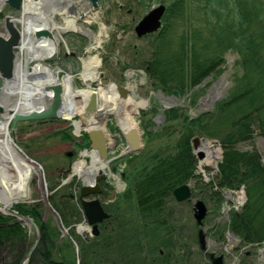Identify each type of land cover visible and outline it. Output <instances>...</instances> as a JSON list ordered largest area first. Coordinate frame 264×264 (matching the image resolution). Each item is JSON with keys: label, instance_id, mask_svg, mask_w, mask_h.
Here are the masks:
<instances>
[{"label": "rangeland", "instance_id": "374dc122", "mask_svg": "<svg viewBox=\"0 0 264 264\" xmlns=\"http://www.w3.org/2000/svg\"><path fill=\"white\" fill-rule=\"evenodd\" d=\"M74 1L79 2V0ZM83 1H86L87 4L79 2L74 5L76 10L69 13L71 16L78 17L77 24L83 31L70 30L61 32L59 35L57 31L48 30L52 34V38L57 35L59 51L56 52L58 57L56 62H46L56 70L60 69V79L67 74L71 75L75 89H90L98 93V85L108 87L113 84L119 90L126 88L130 91L129 93H136L140 99L150 102L147 107L141 109L135 115V121L142 133V148L139 153L123 154L128 148V133L119 126L116 117H109L102 124L107 146L110 150L109 158H112L109 167L115 169L111 171L113 176L116 175L120 179L119 183L118 179L108 174L109 177L105 179L108 185L101 186L105 190V197L102 199L103 205L112 217L110 219L111 227L103 237L104 240L100 241L97 240L98 236H91V231L87 237H83L82 233L85 234V231H81L82 233L78 234L81 241L77 242L71 239L69 241L71 248L66 249V251H75L76 264H84V262L85 264H179L176 257H178V247L182 242L190 244L192 250L195 251V256L191 258L190 262L189 252H186L182 264H208L210 261L212 263L216 262L219 258H222V264H264L262 258L264 257V253H262L264 242L256 246L244 245L241 243V239L232 233L228 227L231 215L234 211H240L247 201L246 189L241 187L236 190H223L222 200L219 202L220 204H217L215 199L212 198L213 195L210 196L211 192L217 190V187H214V189H207L206 187L208 183L218 177L219 164L223 160V149L216 141L198 137L201 141L212 142L219 149V159L217 163L205 165L201 169L200 163L204 161V158L201 159L195 154L198 159L195 177L187 183L194 192L192 198L190 201L181 204L174 199V202L169 204V206H172V215L167 217L166 224L156 226L151 223L152 221H146L143 218V211L136 194V183L137 179L140 178V173H143L144 177L148 176L161 162H168L166 163L168 167L171 165L169 159L177 153L180 130L182 128L185 130V124L182 120L185 118L182 116L197 117L201 113L213 112L217 100L227 97L233 86L232 80L236 75L241 74V68L238 64L239 55L234 51L227 52L225 63L222 65L220 72L214 73L205 79L200 85L187 92L186 96L173 94L172 91L176 88L175 85H169L163 90L156 81L149 77L145 65L149 62L151 54L150 38L145 36V38L139 39L134 30L140 20L151 10L163 5L166 7L167 12L175 0H99L96 9L93 8L89 0ZM0 15L3 19L7 15L16 19L21 18L20 11L11 10L8 5L4 7ZM165 16L166 13L162 19V27L166 25ZM56 19L59 22L64 21L59 16ZM17 27L19 28L20 24ZM0 31L8 37L5 23H1ZM154 37L153 34L151 38ZM98 41L99 47L90 50L93 45L98 46ZM21 45L22 41L16 49L17 61L20 59L25 64L26 62L29 64L36 63L35 58L37 55L32 52L25 57L20 51ZM91 55L99 56L101 65L97 71V81L89 87L85 84L81 73L84 61ZM23 58L24 60H21ZM46 62L43 60V64L46 65ZM214 89L217 91L215 96L217 99L212 106L210 102L204 101V99L208 96L212 97L211 92ZM16 100V96L10 100L11 109L15 107ZM78 103L81 105L82 101L78 99ZM176 108L182 109L184 115L181 114L179 119L166 123V112ZM10 115L12 114H9L8 117ZM73 118L78 122H82V118L78 115L73 116ZM11 122L9 129L12 141L19 145L28 157L41 165L49 192L50 189L57 190L60 183L66 180L65 177H60V171L64 168L62 163L67 153H72V156L69 157L71 165L68 167L71 168L70 175L74 172L75 163L80 159L86 160L90 165L91 157L83 155L85 150L91 152L92 149L81 150L77 143L74 144L75 141L79 142L85 139L83 143L85 148L91 128L86 127L87 121L79 134L76 133L74 121L62 117L45 123L41 121L20 122L15 129H12ZM169 125H172L173 129ZM67 134L71 138L69 140L68 138L63 139ZM254 137L253 142L241 144L239 149L243 151L256 149L261 161L264 163V146L260 142L261 136L256 134ZM192 144L194 145V143ZM113 157L117 158L113 160ZM45 167H48V170ZM172 171H174V168ZM197 176L201 177L198 178ZM160 180L158 182H161ZM82 181L78 175L73 177L69 184L73 182L74 185H64L62 188L63 193L68 194L71 192L78 196ZM30 188L32 191L30 200L20 204L30 206L32 205L31 200L37 201V203L42 202L45 209L44 213L47 216L46 219L59 224L57 214L53 213L49 205L43 202L44 194L41 178L35 176ZM230 194L234 197H230ZM73 200L77 203L75 198ZM198 201H204L208 208L207 217L200 225L194 218V206ZM164 209L168 210V207L165 206ZM13 211L18 212L15 209ZM70 211L67 210V214H70ZM0 214L2 215L1 211ZM72 218L73 223L78 221L75 216L69 217L70 220ZM84 219L80 220L78 224L88 226ZM20 223L29 233L33 232L35 237L38 235L37 231L31 228L30 225ZM47 227L49 231L57 232L53 224ZM214 227L223 231L221 239L213 235L217 232V230H213ZM100 229L102 230V226ZM61 230L66 234L65 229L62 228ZM73 231H75V228ZM114 232L117 234L119 242L117 243L116 240L115 243H112L115 244V250H107L110 247ZM200 232L205 235L203 255L200 254L201 250L198 242ZM71 236L75 235L71 233ZM36 239L31 238L29 245ZM107 239H110L109 244H107ZM169 241H172V244H169ZM10 242L8 240V242L2 243L0 253L5 251ZM123 244L124 248L122 247ZM93 245L96 247V251ZM161 245L165 246L156 250ZM20 246L21 242L17 241L11 247V250L16 254L19 251L26 250L23 245L19 249ZM158 250L161 252L160 254H158ZM7 252L11 255L8 250ZM167 254L172 256L169 261L163 258ZM198 254L205 260L201 261V258L197 257ZM3 257L4 255H2Z\"/></svg>", "mask_w": 264, "mask_h": 264}, {"label": "trees", "instance_id": "16d2710c", "mask_svg": "<svg viewBox=\"0 0 264 264\" xmlns=\"http://www.w3.org/2000/svg\"><path fill=\"white\" fill-rule=\"evenodd\" d=\"M165 19L166 25L154 34V38H151L153 34L148 35L151 54L145 65L149 77L163 90L175 85L172 93L186 96L205 79L220 72L229 51L239 55L241 74L234 77L227 97L215 104L213 112L201 113L197 117L185 116L180 108L166 112V123L179 119L183 114L185 130L181 127L177 153L169 159L172 167L166 166L168 162H161L148 176L140 173L137 179L136 194L143 218L156 226L167 223V217L172 215L169 204L174 202V190L195 177L198 159L193 152V140L205 138L216 141L223 149L219 175L206 186L207 189L217 187L210 196L213 195L215 203L220 204L223 190L244 187L247 201L240 211L231 215L228 227L242 244L261 245L264 242V163L256 149L243 151L239 146L253 142L256 134L264 138V0H175L168 8ZM169 126L172 128V125ZM65 138L71 137L67 134ZM89 145L88 140L85 147ZM63 159V167L69 166V158ZM45 169L48 170V167ZM68 185L73 186L74 183ZM51 204L68 224L71 223L70 216L82 219L83 213L66 195L55 193ZM165 206L168 210L164 209ZM14 209L32 218L41 230L40 244L29 264H76L75 251H66L71 248L68 238L59 244L61 231L57 223L45 218L42 202L30 206L15 205ZM67 210H71L70 214ZM50 223L56 228V233L49 231L47 226H51ZM110 227L106 226L97 240H104ZM213 230H217L214 236L223 237L222 230L217 227ZM72 233L80 242V236L74 231ZM31 238H35L33 232L29 233L17 220L0 214V246L8 240L12 242L0 253V264H19L25 251L34 243L29 245ZM116 240L118 243L114 232L107 250H115L112 243ZM17 241L26 250L16 254L11 247ZM109 242L110 239H107V244ZM168 243L172 244V241ZM163 246H158L156 250ZM186 252H189L190 262L195 251L190 244L181 242L176 257L179 264H182ZM200 254L203 255L201 251ZM2 255L6 263H3ZM197 257L201 258L199 254ZM163 258L169 261L172 256L167 254Z\"/></svg>", "mask_w": 264, "mask_h": 264}, {"label": "bare ground", "instance_id": "6f19581e", "mask_svg": "<svg viewBox=\"0 0 264 264\" xmlns=\"http://www.w3.org/2000/svg\"><path fill=\"white\" fill-rule=\"evenodd\" d=\"M79 2L87 4L83 0H79ZM79 2L74 0H24V4L20 10L21 18L16 19L9 16V19L16 26L20 24L19 31L22 38L20 51L22 55L27 57V55L34 52L37 55L35 58L37 64L32 68H28L29 63L27 62L25 64L20 59L15 62V77L13 83H9V86H12L6 89L1 96L3 98V101H0L1 105H4L7 111L10 110L11 107L8 103L16 96V105L13 108L15 114L28 113L32 110L42 111L48 108L55 99V94L52 91L46 92L44 87L60 84L64 90L62 96L63 103L60 108L61 115L66 119L74 121L77 134L82 130L86 121V126L91 127V131H96L97 129H102V124L109 117L114 116L123 131L127 133L130 130L136 132V135L142 139V133L135 121V115L141 109L147 107L150 101L140 99L136 93H129L130 91L126 88L119 90L113 84L108 87L98 85V93L90 89H75L71 75L67 74L60 79V69L56 70L47 64H43V60L45 62L48 56L56 52L58 53V38L56 35L52 39L46 38L38 43L35 40L34 32L42 29H51L57 31L60 35L61 32L70 30L76 32L83 31L77 24L78 17L69 15V13H72L71 10H74V5ZM5 5H7V0H0V10ZM57 16L61 17L64 21L59 22L56 19ZM97 44L98 46L93 45L90 50L98 48L99 41ZM15 55L18 59V54ZM21 60H24V58ZM100 65L99 56L91 55L84 61L81 76L87 86L91 87L97 81V71ZM130 86L133 88L132 85ZM216 94L217 91L214 89L212 97L216 96ZM212 97L208 98V102L211 103ZM78 99L82 101L81 105H79ZM7 114L8 112L5 113L8 117ZM75 115L80 116L82 122L76 121L73 118ZM12 116L10 115L8 120L0 123V208L2 210L6 208H10L11 210L15 205L20 206V203L30 200L32 193L30 184L35 176L41 178L39 167L27 160L23 154V149L15 144L10 137L9 126ZM196 150L197 155L201 153L204 156V161L200 163L201 169L205 165L217 163L220 156L219 149L210 141H200ZM127 151L128 148L123 154H126ZM83 156L91 157L90 165H88L86 160L81 159L75 163L74 173L80 176L86 184H92L99 173H107L109 163L103 160L96 152L84 153ZM116 158L113 157V160ZM109 173V175L113 176L111 172ZM113 177L118 179L120 183L118 176L114 175ZM80 231H89V229L81 227Z\"/></svg>", "mask_w": 264, "mask_h": 264}, {"label": "water", "instance_id": "95a60500", "mask_svg": "<svg viewBox=\"0 0 264 264\" xmlns=\"http://www.w3.org/2000/svg\"><path fill=\"white\" fill-rule=\"evenodd\" d=\"M94 7H98V1L99 0H90ZM7 3L14 9L20 10L24 4V0H7ZM166 13V7L163 5H160L159 7L153 9L149 12L145 17L141 19V21L138 23V25L135 27V33L138 38H142L149 34H154L158 32L162 27V19ZM5 27L8 32V37H4L0 32V94L4 93L6 89L9 87V83H13V79L15 77V62L17 61V56L15 55V49L18 47L19 43L21 42V33L19 29L16 27V25L9 19V16L5 19ZM46 38H52V34L47 30H37L35 31V40L37 42H40L43 39ZM57 55H54L52 57H48L46 59L47 62H55L57 60ZM34 66V63L30 64V67L32 68ZM224 81V79H222ZM44 90L46 92L52 91L55 94V99L52 104L49 105L48 108H45L42 111H36L32 110L28 113H16L13 111V109L6 110L4 106L0 104V123L5 122L9 119L5 115V113L8 112L7 115L12 114V128L15 129L19 122H27V121H45V120H54L59 119L62 117L60 108L63 103V86L60 84L57 85H47L44 87ZM212 93V92H211ZM95 95V94H94ZM95 98V97H93ZM209 96L204 99V101H209ZM216 97H212L211 104L214 105L216 102ZM94 100V99H93ZM9 102V106H10ZM12 105V104H11ZM87 127V126H86ZM89 138L91 141V147L92 151H95L103 160L108 159V150H107V139L105 136V133L102 129H97L96 131H89ZM201 139L196 138L194 139V153H196V149L199 146ZM261 144H264V138H260ZM127 143H128V151L126 154H135L141 152V144L142 139H140V136L136 135V132H132L131 130L127 134ZM21 153H23L21 151ZM25 156L26 154L23 153ZM22 154V155H23ZM198 157L203 159V154L199 153ZM27 160H29L31 163L37 164L34 160L27 157ZM39 168H41L39 166ZM105 172H101L100 175H97L91 185L83 183L81 193H80V200H81V206L83 209V212L85 214L86 221L88 225L91 227L92 235L98 236L100 234L99 225L103 223L106 219L109 218V215L104 210V207L101 203V201L97 199H87L88 197L92 195H99L102 193V189L99 185V182L104 180L106 177ZM72 177H69L68 180H70ZM67 180V181H68ZM67 181H64L66 183ZM41 183L44 188V199L48 202L49 201V195L47 193V188L45 184V179L42 175ZM193 195V191L189 184H184L177 189L174 190L173 196L176 199L178 203H183L188 200H191ZM26 203V202H24ZM0 211L6 215L15 218L17 221L22 222L26 225H31L38 233L37 239L33 246L25 253L24 257L22 258L20 264H27L30 258L32 257L34 251L39 245L40 242V228L37 225V223L26 216H23L19 214L18 212L13 211L10 208H6L5 210H2L0 208ZM208 214V208L204 201H198L194 206V218L197 221V223L200 225L203 223V220L207 217ZM90 233L83 234V237L89 236ZM198 242L200 245V248L202 250H205V235L203 232H200L198 236ZM222 258H219L215 264H222Z\"/></svg>", "mask_w": 264, "mask_h": 264}, {"label": "flooded vegetation", "instance_id": "af4514ba", "mask_svg": "<svg viewBox=\"0 0 264 264\" xmlns=\"http://www.w3.org/2000/svg\"><path fill=\"white\" fill-rule=\"evenodd\" d=\"M4 93H1L0 94V101L2 102L3 101V98H1V96L3 95ZM48 120H46V121H43L42 123H45V122H47ZM13 129V128H12ZM69 140V139H68ZM89 140V143H90V145L88 146V147H83V141H84V139L82 140V141H79V142H77V141H75V143L74 144H76L77 143V145L81 148V150H85V149H92V147H91V142H90V138L88 139ZM107 148H108V146H107ZM91 152H93L92 150H91ZM91 152H89L88 150H85L84 151V153H91ZM110 152V150L108 149V153ZM110 155V154H109ZM72 156V153H67V156H65L66 158H69V157H71ZM85 157H87V156H85ZM69 160H71L70 158H69ZM81 160V159H80ZM105 161H107L108 163H109V165H110V163H111V159L109 158V156H108V159L107 160H105ZM91 162V161H90ZM70 164H69V166L71 165V161L69 162ZM69 166H65L63 169H61V171H60V177H64V175H67V177H65L66 178V180H64V181H67L68 180V178L69 177H75V176H77V174H75L74 172H73V174L72 175H70V173H71V168L69 169L68 167ZM112 168H110L109 167V169H108V171H107V173H105L106 174V178H108L109 177V175L108 174H110L109 172H111V171H113V170H115V169H112ZM59 173V172H58ZM64 173H67V174H64ZM98 175H100V173L98 174ZM71 178V179H72ZM79 178H81L80 176H79ZM105 178V179H106ZM70 179V180H71ZM82 179V178H81ZM105 179L104 180H102L101 182H99V185H100V187L101 186H103V185H108L106 182H105ZM70 180H68L66 183H64V181H62V183H60V185L57 187L58 189L57 190H50V192H49V190H48V184H47V181H46V179H45V184H46V188H47V193H48V195H49V200H50V203H51V198L53 197V195H55V193H59V196H62V195H66V197L68 198H70L73 202H74V200H73V198H75L76 200H77V203L76 202H74V204H75V206L78 208V209H80L81 210V208H82V206H81V200H80V193H81V190H80V193L78 194V196H76V195H74V194H72L71 192L70 193H68V194H66V193H63V191H62V188H63V186L64 185H68L69 184V181ZM83 180V179H82ZM85 181L83 180L82 181V186H83V183H84ZM86 183V182H85ZM102 185H101V184ZM88 185H91V184H88ZM82 186H81V189H82ZM101 189H102V187H101ZM105 197V190H103L102 189V193L101 194H99V195H92V196H90V197H88L87 199H90V200H92V199H99L100 201H101V203L103 204V202H102V199ZM52 205V204H51ZM80 205V206H79ZM52 207H53V205H52ZM103 207H104V210L106 211V213L109 215V218L108 219H106L102 224H100L99 225V230H101L100 228H101V226H102V230L104 229V226H110L111 225V221H110V219L112 218L111 217V215L107 212V209L105 208V206L103 205ZM54 208V207H53ZM55 209V208H54ZM56 210V209H55ZM81 212H82V210H81ZM55 213L57 214V216H58V218L60 219V223L59 224H57L58 225V227H62L63 229H65V231H66V234H67V237L66 238H68V241H70L71 239H74L75 241H77L76 239H75V236H71V233L73 232V230H74V228H75V233L78 235L79 233H80V228L81 227H87V229H89V231H91V228L89 227V226H82V225H80V224H78L79 223V221H80V216H77V217H75V219L76 220H78L77 222H72L73 221V218L71 219V223L70 224H68L67 222H65L64 220H63V217L61 216V214L56 210L55 211ZM24 216V215H23ZM83 218H85L84 216H82V219ZM81 219V220H82ZM70 220V219H69ZM85 221H86V219H84ZM84 221V223H86ZM19 222V221H18ZM20 223V222H19ZM77 223V224H76ZM107 223V225H105ZM71 226H72V228H71ZM30 227L31 228H33L31 225H30ZM68 227V228H67ZM34 229V228H33ZM101 230V231H102ZM105 230V229H104ZM71 231V232H70ZM70 232V233H69ZM100 235V234H99ZM98 235V237L97 238H100L101 237V235L99 236ZM80 236V235H79ZM35 238H37V236L35 237ZM95 238V237H94ZM34 243H35V241H34ZM33 243V244H34ZM40 244V243H39ZM33 246V245H32ZM31 246V247H32ZM30 247V248H31ZM29 248V249H30ZM38 248V247H37ZM37 248H36V250H37ZM36 250L34 251V253L36 252ZM28 251V250H27ZM33 253V254H34ZM25 255V254H24ZM80 255V254H79ZM24 257V256H23ZM32 257H33V255H32ZM22 260V259H21ZM2 261H3V263H4V261H5V256L2 258Z\"/></svg>", "mask_w": 264, "mask_h": 264}]
</instances>
